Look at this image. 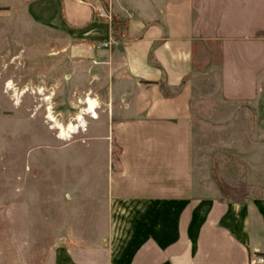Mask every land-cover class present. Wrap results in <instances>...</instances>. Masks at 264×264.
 <instances>
[{"label": "crops", "instance_id": "crops-1", "mask_svg": "<svg viewBox=\"0 0 264 264\" xmlns=\"http://www.w3.org/2000/svg\"><path fill=\"white\" fill-rule=\"evenodd\" d=\"M0 5L17 6L38 27L65 35L75 71L85 70L83 100L109 106L107 120H119L111 124L119 154L106 178L101 242L85 240L84 251L54 248L46 264L264 260V204L201 193L193 170L194 120H264V0ZM98 5L108 7L111 23L95 18ZM108 40L109 48H95ZM98 83L106 103L95 93Z\"/></svg>", "mask_w": 264, "mask_h": 264}, {"label": "rangeland", "instance_id": "rangeland-1", "mask_svg": "<svg viewBox=\"0 0 264 264\" xmlns=\"http://www.w3.org/2000/svg\"><path fill=\"white\" fill-rule=\"evenodd\" d=\"M73 58L65 35L0 5L2 264H46L54 248L101 242L106 178L119 154L111 124L119 120H107L113 110L97 101L98 119L84 117V127L67 133L85 109V70L75 71ZM94 90L106 103L102 84ZM238 118L194 120V185L211 197H251L261 209L264 120Z\"/></svg>", "mask_w": 264, "mask_h": 264}, {"label": "bare ground", "instance_id": "bare-ground-1", "mask_svg": "<svg viewBox=\"0 0 264 264\" xmlns=\"http://www.w3.org/2000/svg\"><path fill=\"white\" fill-rule=\"evenodd\" d=\"M9 89V88H8ZM10 90V89H9ZM83 105L85 106V109L77 115L75 122L77 125L75 126L74 124L70 123L67 127V133L69 134H75L79 129L84 127V117L88 114V116L93 119L97 120L98 116L96 115L95 108H97V103L92 101L90 98H87L84 102ZM88 106V107H87ZM51 119V118H50ZM60 130V135L64 136L65 135V129L62 127L59 128Z\"/></svg>", "mask_w": 264, "mask_h": 264}, {"label": "built area", "instance_id": "built-area-1", "mask_svg": "<svg viewBox=\"0 0 264 264\" xmlns=\"http://www.w3.org/2000/svg\"><path fill=\"white\" fill-rule=\"evenodd\" d=\"M93 12H94V16L97 20H100V21H107L109 23H111L112 21V18H111V14H110V11L108 9V7H104L102 5H98V6H95L93 8ZM111 46V40H108L106 42H101L99 44H97L95 46V48L97 50H100V49H107ZM264 263V260L263 259H259L258 260V264H263Z\"/></svg>", "mask_w": 264, "mask_h": 264}]
</instances>
